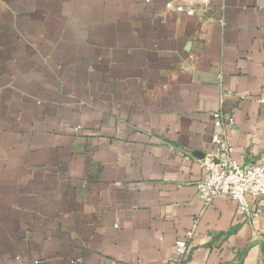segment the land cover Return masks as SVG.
I'll use <instances>...</instances> for the list:
<instances>
[{"label":"crops","instance_id":"crops-1","mask_svg":"<svg viewBox=\"0 0 264 264\" xmlns=\"http://www.w3.org/2000/svg\"><path fill=\"white\" fill-rule=\"evenodd\" d=\"M262 98L264 0H0V264H264V198L196 189L214 112L264 160Z\"/></svg>","mask_w":264,"mask_h":264},{"label":"built area","instance_id":"built-area-1","mask_svg":"<svg viewBox=\"0 0 264 264\" xmlns=\"http://www.w3.org/2000/svg\"><path fill=\"white\" fill-rule=\"evenodd\" d=\"M260 101L264 102V99ZM213 116L217 130L211 137L212 149L197 160L205 172V178L196 183L197 197L204 210L215 197L225 194L237 202L242 212L249 215L251 210L247 196L264 198V160L247 164L236 161L232 156L233 144L228 136V126L233 124V117L221 111L214 112ZM198 221L199 216L186 234L175 241L179 258L186 256L196 234Z\"/></svg>","mask_w":264,"mask_h":264}]
</instances>
